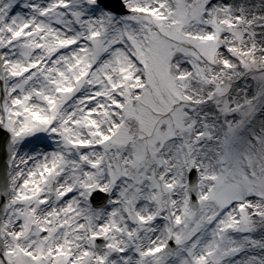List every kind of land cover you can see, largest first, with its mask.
I'll use <instances>...</instances> for the list:
<instances>
[{"label": "snow or ice", "instance_id": "6c2138e0", "mask_svg": "<svg viewBox=\"0 0 264 264\" xmlns=\"http://www.w3.org/2000/svg\"><path fill=\"white\" fill-rule=\"evenodd\" d=\"M0 264H264V0H0Z\"/></svg>", "mask_w": 264, "mask_h": 264}]
</instances>
